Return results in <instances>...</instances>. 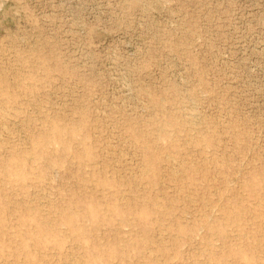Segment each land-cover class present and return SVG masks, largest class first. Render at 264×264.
Returning <instances> with one entry per match:
<instances>
[{
	"label": "rangeland",
	"instance_id": "374dc122",
	"mask_svg": "<svg viewBox=\"0 0 264 264\" xmlns=\"http://www.w3.org/2000/svg\"><path fill=\"white\" fill-rule=\"evenodd\" d=\"M0 264H264V0H0Z\"/></svg>",
	"mask_w": 264,
	"mask_h": 264
}]
</instances>
